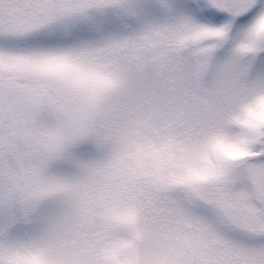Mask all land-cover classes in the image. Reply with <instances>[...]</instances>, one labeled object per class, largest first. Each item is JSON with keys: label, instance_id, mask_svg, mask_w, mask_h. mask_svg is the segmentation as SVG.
<instances>
[{"label": "snow or ice", "instance_id": "6c2138e0", "mask_svg": "<svg viewBox=\"0 0 264 264\" xmlns=\"http://www.w3.org/2000/svg\"><path fill=\"white\" fill-rule=\"evenodd\" d=\"M0 264H264V0H0Z\"/></svg>", "mask_w": 264, "mask_h": 264}]
</instances>
